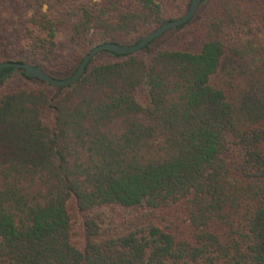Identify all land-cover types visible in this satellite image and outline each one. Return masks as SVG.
I'll use <instances>...</instances> for the list:
<instances>
[{
  "label": "trees",
  "instance_id": "16d2710c",
  "mask_svg": "<svg viewBox=\"0 0 264 264\" xmlns=\"http://www.w3.org/2000/svg\"><path fill=\"white\" fill-rule=\"evenodd\" d=\"M166 1L0 0V62L73 74ZM201 4L71 85L0 70V264H264V0ZM181 32L193 48L157 45Z\"/></svg>",
  "mask_w": 264,
  "mask_h": 264
},
{
  "label": "water",
  "instance_id": "95a60500",
  "mask_svg": "<svg viewBox=\"0 0 264 264\" xmlns=\"http://www.w3.org/2000/svg\"><path fill=\"white\" fill-rule=\"evenodd\" d=\"M203 0H191L189 9L182 16L168 20L156 29L150 31L142 36L137 42L134 43H118V42H105L93 47L82 59L76 71L67 77H57L48 73L42 65L33 64L25 61H2L0 62V70L5 67H13V70L24 69L30 76L39 78L47 83L56 86H67L77 82L85 73L86 68L90 61L96 54L103 50H110L119 54L133 53L146 47L154 39L163 35L167 30L176 28L188 22L199 10ZM3 77L0 76V81Z\"/></svg>",
  "mask_w": 264,
  "mask_h": 264
},
{
  "label": "rangeland",
  "instance_id": "374dc122",
  "mask_svg": "<svg viewBox=\"0 0 264 264\" xmlns=\"http://www.w3.org/2000/svg\"><path fill=\"white\" fill-rule=\"evenodd\" d=\"M190 3H191V0H168L165 2L162 16L165 18V20H171V19L178 18L182 16L184 13H186V11L189 9ZM198 22H200V20ZM157 27H159V25L155 24L150 29L144 32H143V29H141L142 32H140L139 34L141 35L140 37L146 35L147 33L156 29ZM189 30L190 29H188L185 33H189ZM58 42H59V45L64 49V51L67 52V55L72 54V58H71L72 62L75 63L78 60L81 61L82 55H83L82 49L79 47L78 44L70 40V37L65 33V31L59 32ZM134 42L132 40H126L125 43H134ZM171 43H174L175 46L188 47V48H193L196 45L195 41L189 40L188 37H185L184 33L182 32L174 34V35L173 33H169L157 45L168 46ZM21 58L26 59L29 63L39 64L30 51H26L24 53L21 52ZM39 65H42V64H39ZM71 74L72 72L68 73L67 75H62V76L59 75V76L67 77ZM82 237L83 235L81 232L80 225L76 223L74 240L77 243H80L82 240Z\"/></svg>",
  "mask_w": 264,
  "mask_h": 264
}]
</instances>
